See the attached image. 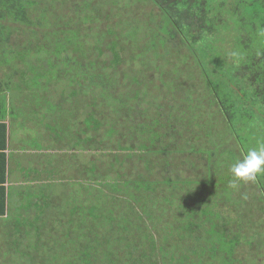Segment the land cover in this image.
Wrapping results in <instances>:
<instances>
[{
  "label": "trees",
  "instance_id": "trees-1",
  "mask_svg": "<svg viewBox=\"0 0 264 264\" xmlns=\"http://www.w3.org/2000/svg\"><path fill=\"white\" fill-rule=\"evenodd\" d=\"M149 2L160 12L157 17L152 15L157 28L147 26L145 39L140 40L135 27L130 30L135 25L132 19H117L113 26L106 25L104 31H86L83 24L92 22L102 10L94 0H0V92L16 88L30 94L39 92L43 97L55 85L59 92L47 98L58 96L60 100L52 104L57 110H61L63 100L74 98L72 112L78 113L82 104L93 108L83 117L86 129L98 130L102 123L107 124L97 141L100 144L97 151L106 153L110 149L102 147L104 141L117 143L115 149L108 151L112 154L108 167L116 172L111 177L108 169L98 172L94 160L90 166L83 163L82 168L70 160L79 175L89 172L96 175L93 202L88 206L80 201L79 207L77 204L69 208L71 217L78 214L79 219L75 222L70 219L61 246L55 244L57 256L48 259L39 253L36 247L41 240L30 245L32 249L25 255L30 264H242L236 262L237 249L253 248L252 243L263 235L248 230L247 218L231 208L233 204H228L235 200L224 202L215 197L222 183L218 180L214 184L213 174L226 167L228 158H239L248 149L247 141L256 142L255 147L260 142L258 134L264 132L255 130L257 125L264 130V0ZM225 39L232 40L231 52L225 50L220 54L216 42ZM182 48L199 68L202 86L187 71L189 59L180 52ZM196 51L204 53V57ZM105 52L110 53L109 61L102 59ZM158 59H167L169 63L183 60L186 67L185 76L174 71L175 79L168 84L171 89H166V96L152 83L153 79L142 75L140 68L138 76L133 68L134 64H143L152 72L155 65L152 68L151 60ZM125 60L129 63L124 69L121 66ZM33 78L36 86L32 85ZM187 86L193 90V97L201 99L188 108L179 106L176 100L179 91ZM77 97H85L84 103L83 98L76 101ZM158 97L168 98L164 107L170 113L158 109L162 104ZM104 105L113 108L109 119H103ZM187 109L197 111L198 119L188 120L184 114ZM251 119L256 124L245 128ZM222 121L223 130L233 137L236 147L222 143L224 135L218 129ZM194 128H199L196 133ZM0 132L2 152L6 139L4 122H0ZM119 139L124 142L121 144ZM83 140L82 146L73 143L81 151L70 149V157L77 160L79 153L88 154L90 147L96 146L94 136ZM85 143L89 149L84 148ZM191 154L194 159L188 161ZM173 155L183 158L181 164L188 175H194L193 169L200 170L195 157L205 158V170L197 176L182 174L181 169L173 167L170 159ZM49 156L52 158L53 154ZM221 156L223 161L218 165L216 161ZM82 158L85 159L84 154ZM131 160L142 164L144 173L124 174L125 167L130 169ZM227 167L224 172L229 171ZM4 170L3 164V173ZM82 180L84 184L86 180ZM247 186L256 197L255 226L256 218L261 215L264 218V176L258 177L256 183L229 187V197L236 199L242 192H236L238 188L246 193ZM81 195L86 197L84 190ZM7 196L2 182L0 217L7 216L9 211L10 214L1 220L19 216L18 222L11 225L16 233L11 232L13 236L24 232H20L21 224L32 226L28 219H35L36 233L41 234L36 220H44L42 217L51 207L49 197L30 202L26 199L20 208L9 210ZM36 202H39L37 213L26 217ZM182 205L184 212L178 210ZM86 208L92 217L86 216ZM170 211L178 213L179 221H168ZM211 215L218 219L204 221ZM22 247L23 244L17 245V252L26 254ZM3 250H7L5 246ZM21 253L12 255L11 251V256L22 260ZM37 256L41 258L36 262ZM17 261L13 263H20Z\"/></svg>",
  "mask_w": 264,
  "mask_h": 264
},
{
  "label": "rangeland",
  "instance_id": "rangeland-1",
  "mask_svg": "<svg viewBox=\"0 0 264 264\" xmlns=\"http://www.w3.org/2000/svg\"><path fill=\"white\" fill-rule=\"evenodd\" d=\"M74 1L81 2L84 0H74ZM94 2H96L97 6L102 7V10L98 12V16L95 17L92 20V22L83 24V26L87 27L86 31H90V30L92 32L93 31H104L106 29V25H109L111 27L115 24V22H118V20H124V19L131 20L132 19L131 21H133L135 25H131L130 30L133 27H135V29L139 33L138 34L139 39L144 40L145 39L144 33L147 30V26H150L152 28L155 27V29L157 28L156 26L157 20L153 18L152 15L154 17H157V15L160 12L155 6H153L149 2V0H94ZM120 27H121V24H120ZM89 43H87V45L92 44V43L91 44ZM216 45L219 47L217 52H219L220 54L221 52L225 53V50H227V52L230 53L231 47H232V40L225 39L223 41H218L216 42ZM197 48H200V44H197ZM193 49L195 48L193 47ZM180 52L185 53L186 58L189 59V67L187 71H189L192 74L193 76L192 79L194 80V82L202 86L201 79L198 77L199 72H200L199 68L194 66L195 63L193 62L192 58L189 57V55L187 54V50L182 48ZM196 53L197 55H201L202 57H204V53L202 52L199 53L197 51ZM110 58L111 57H110L109 52H107L102 57V59L105 61H109ZM199 59H200L199 61H201V58ZM125 61L122 63V66H121L122 68L124 67V69L128 67L127 64L129 63L128 61L126 62ZM195 61H198V59L196 58ZM134 62L138 63L136 60ZM151 62H152L151 63L152 68H153V65H155V70H152L151 72L147 70V67L144 68L145 66H143V64H140V65L134 64L135 66L133 65V68L134 70L136 69L135 73L138 74L139 76V72L137 69L140 68L142 75H146L148 76V78L153 79L152 83L156 87H158V90H162V92L160 93L163 96H166L167 95L166 89L168 91L171 89L168 86V84L169 83L173 84V81L175 79L173 75H176V72L174 71L177 70V73L180 76H185L184 71L186 67H184L183 60H175L173 63H169L167 59H158L157 62L156 60H151ZM207 63H210V61H207ZM63 66L67 68V66L65 65ZM37 76H38V73H37ZM34 79L35 78L32 79V85L36 86ZM165 81H167L168 83H166ZM177 82L179 84L181 83L179 82V80H177ZM185 83L186 85L188 84V82H185ZM17 90L18 89L16 88L11 89V90H8L6 88L0 92V112L6 114L10 120L15 121V127L14 126L12 127V125L10 126L12 130V137H16V138L20 137V139H22L21 140L22 144L20 143V145L18 146L19 149L23 150L22 148H24V146L29 145V147H34L36 150H38L37 152L41 154H45V155L53 154L52 156L53 158H51L50 161H46L44 160V158H42L41 160H38L37 162V165H42L39 171L43 172L44 174H47V176L52 174L51 175L52 178L49 176V178L45 181V183H42L39 185L37 190L40 189V192L38 191L40 194H38L37 190L35 192L39 196L38 199H40L41 197L45 198V196L49 197V201L51 202V207L50 209L48 208L46 210L44 216L42 217L44 218V220L42 221L36 220L38 224L37 226L38 229L42 231L41 234L36 233V228L34 227L35 219L27 218L29 221L33 223L32 226L21 224L19 228L20 232L21 231H24V232L21 235H18L16 237L13 236V234L16 235V233L14 232V226L12 227L11 225L12 224L14 225L16 222H18L19 216L16 214L13 217H9L8 221L0 220V264H30L29 259H25V255L27 257L30 249H32L30 245H36L35 242L37 240H41V242H39V247L37 246L36 248H38L39 250L38 252L42 253V255L45 258L50 259L51 257H54L55 255L57 256L59 254V250L57 251L56 245L61 246L62 241L64 240V237H62V234L65 231L66 227H68L67 225H69L70 219L72 221L74 220L77 221V219H79L78 214L74 216L72 215V217H74L72 219L71 215L69 214V208H71L72 206L74 207L77 204L79 207L80 201H83V203H87L86 205L88 206H90V204H92L93 202V196H94L93 194H94V189H95V182L93 183V178L96 179V175L92 176L93 173L92 175H90V172L86 173V175H82V174H81L82 176L79 175L78 174L79 171L75 167V164H79V166L82 168L83 163L86 164V166H90V163L93 162L94 160L96 167L98 169V172H101V170H103L104 172V170L108 169L109 172L107 174L109 177H111L113 174L116 173L114 172V169L112 168L110 169L108 167L109 165L108 163L111 160L109 158H111L112 156V154H109L108 151L115 149L117 143L104 141V145L102 147L110 148L107 150L106 153H102V151H97L96 149L100 145L98 144L97 141L100 140L103 134L102 132H104L105 128L107 127V124L102 123V126H100L98 130H92L91 128L86 129L85 125L82 123L83 117L88 115L90 111L93 110V108H90V107L87 108L86 106L82 104V105H79L80 110H78V113L72 112V108L74 107L73 105L74 98L73 99L69 98L68 100L65 99L62 101L61 110L62 108L63 110L61 111L60 108L59 110H57L58 107L56 108L52 104L54 100H58V101L60 100L58 96L54 98H47L49 94H52L55 96L57 94L56 92H59L55 90V85L50 86V88L47 89L45 96L43 97L40 96L39 92L37 93L33 92L35 94L34 95V94H30L29 92H25L24 90L22 92L17 91ZM174 90L179 91V88H174ZM191 91L193 90L189 86L179 91L180 95L176 99L178 103L181 104L179 106L185 105L188 108V107H191L193 103L195 105L196 103L199 102V100H201L200 98L196 99L195 97H193V95L191 94ZM208 93L209 92L207 91L206 96L209 95ZM81 94H83V92H81ZM89 96L91 99L90 100V104H91V101L93 100V92L88 94V98ZM81 98H83V103H84L85 97H77L76 101L79 102ZM165 99H168V98L161 97L159 99L158 97V100H159L158 102L162 101V104H163L162 105L160 103L161 107L159 106L158 109L161 108L162 110L161 112L166 113L169 111L164 107V106H167L164 101ZM69 100H72V102L69 103ZM158 105L159 104H157V106ZM104 107H105V110H104L105 116L103 117V119L111 118L113 116V108L107 105H104ZM50 110H52L53 113L49 112ZM193 111H188L187 109V111L184 113L185 115H187L188 120L190 118L192 120L198 119L197 111H195V113ZM251 111L253 110L251 109ZM96 116H97V113H96ZM101 117H102V114H101ZM251 117L255 118V116H251ZM103 119H102V122H103ZM47 122H49L51 126ZM224 124L225 122L223 121L218 124L219 125L218 129L222 132L221 135H224L222 143H225V146H228V147H231V146L236 147L237 144L233 140V137L230 136L227 133V131L223 130ZM255 124L256 123H254L251 119V121L249 122L247 126H245V128L252 127ZM258 127L259 125H257V128H255L256 132L258 130L264 131L261 127L259 128ZM198 129L199 128H194L193 130L196 133ZM32 133L36 134V136L38 137L36 138L34 135H32ZM24 136H25V139H24ZM86 136H94V139L96 141L95 143L96 146L90 147V151L87 152L88 154L84 152L79 153L78 156L76 157L77 160L75 159V157L74 158L70 157L72 153L70 149H72L76 153L81 151V148L78 145L76 146L73 143L77 142L79 143L80 146H82L84 144L83 137H86ZM118 137L121 140L123 138L121 136V133H119ZM258 137H260V142L264 141V132L259 133ZM121 140H120V143L122 144V142L124 141H121ZM199 142L200 140L198 141V143ZM247 142H248L247 143L248 148L254 147V143H256L252 141H247ZM84 148L89 149V146L85 143ZM93 150H95L96 152L95 151L93 152ZM51 151L53 153H49ZM83 154L85 155V159L82 158ZM193 157H194L193 154L189 155L188 161H191L192 159H194ZM132 159H134V157H132ZM170 159H171V162H173V167L177 166L176 167L177 169L179 168L182 170V174H187V172H184L186 171V168H184L183 163L181 164V162L183 161L182 157L179 158L178 155L177 156L173 155L172 157H170ZM230 159L235 160V157L228 158L226 167L224 168L223 166L222 168L219 169V173L213 174L215 177L214 184H216L218 180L222 183L221 186L218 188L217 193L215 192L216 194L215 197L224 202L226 201L231 202L232 200H235L233 203H228V204H233L231 208H234L235 210H239V212H242V214L247 218L246 220L245 218H242L240 220H242V222L243 220L246 221L247 228H250L248 230L251 233L257 232L258 236H259V233H261V235L263 234L261 236V239H258L256 242L254 241L252 243L253 248H257L255 247V245H259L260 247L264 249V233H262L264 232V218L262 215L260 216V219L256 218L258 223L255 224L254 226L253 207L256 201V197H253L254 195H252L251 193L252 192V190H250L251 188L248 189V186H247L246 187L247 189L245 188L246 193H243L242 188L241 189L238 188L236 189V192L237 191L238 192L242 191V192L238 193L237 198L232 199L229 197L231 196L229 195L230 189L228 186H226V184L229 183L231 176H230L229 171L228 172H224V171L228 169L227 166H230L231 164ZM53 160L55 161V163L53 162ZM70 160H72L74 163L75 161L78 163H75L73 165ZM195 160H196L195 163L199 165L200 170L193 169L192 171L194 175L187 174L188 176H197L198 173H202L205 170V158L199 159V157H195ZM222 161H223V158L221 156L220 158L217 159L216 163L220 165ZM129 165H130V169L125 167L123 170V173L126 174L127 176L129 174L135 175L137 173H144V168L142 164H140L139 162H134L131 160L129 161ZM33 171L35 175L38 174L37 170H33ZM27 175H30V174L27 173ZM82 179L86 180L84 184L82 183L83 181ZM34 184L35 183H31V186L25 187L26 190L32 191L30 194L34 193L33 192ZM239 186H241V184ZM101 189L104 190V188H101ZM213 189L215 188L213 187ZM79 190H80V193H79ZM82 190H84L86 197L81 195ZM254 191H256L255 187H254ZM243 194L245 195L243 196ZM23 202H19V203L14 202V206L15 205L21 206ZM32 204H33V208L29 210L28 213L25 214L26 217H31L32 214H34V212L37 213V209H39V207L36 208L37 206H39V202L32 203ZM191 204H193V202ZM194 206L197 207L198 205H194ZM83 207L84 206L82 205V208ZM182 207L184 206L182 205L181 207L178 208V210H183L184 212V209ZM11 209H13L12 204H11ZM87 209L88 208H86V216L89 217V215H91L92 217V213L89 212V210ZM167 216H168L167 219L170 222L179 221L178 213H175L174 211L167 212ZM215 218H216V215H211V216H208V218L205 219L204 221L213 222L218 219V218L216 219ZM11 228H12V231H11ZM15 231L18 232V230H15ZM29 235H30V239H28ZM51 235H53V237ZM52 242H54V244ZM19 244L20 245L23 244L22 249L26 251V254L21 253L20 251L17 252L16 246ZM4 246L7 249L6 251L3 250ZM243 248H246V247H243ZM11 251H12V255H17L21 253L24 259L22 258L21 260V259H18L16 256H11ZM13 257H16V258H13ZM40 258H41L40 256H37L35 258L36 259L35 261L36 262L39 261ZM15 259H17L20 263H13Z\"/></svg>",
  "mask_w": 264,
  "mask_h": 264
},
{
  "label": "crops",
  "instance_id": "crops-1",
  "mask_svg": "<svg viewBox=\"0 0 264 264\" xmlns=\"http://www.w3.org/2000/svg\"><path fill=\"white\" fill-rule=\"evenodd\" d=\"M0 122H4L6 124V139L4 141L5 147L2 152L0 151V184L4 182V186L8 194L7 207L10 210L11 204L12 208H20V206H14V202L19 203L24 201L23 203H26V199L30 202L38 198V195L35 192L40 184L45 183L47 180V174L39 171L42 165H37V162L42 158L46 161H50L51 156H49V154H41L37 152L38 150L34 147H29V145L24 146V148H22L23 150L19 149L18 146L20 143L22 144V139H20V137H12V130L10 126L12 125V127H15L14 120H10L6 114L0 112ZM32 135L36 138L38 137L34 133H32ZM2 139L3 138L0 132V145L1 141H3ZM3 164L5 167L4 173L2 171ZM33 170H37L38 174L35 175ZM27 173L30 175H27ZM31 183H35L33 186V194H30L32 191H28L25 188L26 186H31ZM38 191H40V189H38L37 192ZM9 214L10 211L8 212V215ZM8 215L0 217V220L8 217Z\"/></svg>",
  "mask_w": 264,
  "mask_h": 264
},
{
  "label": "clouds",
  "instance_id": "clouds-1",
  "mask_svg": "<svg viewBox=\"0 0 264 264\" xmlns=\"http://www.w3.org/2000/svg\"><path fill=\"white\" fill-rule=\"evenodd\" d=\"M229 173L230 188H237L240 184L256 183L258 177L264 176V141L248 148L239 158L231 162Z\"/></svg>",
  "mask_w": 264,
  "mask_h": 264
},
{
  "label": "flooded vegetation",
  "instance_id": "flooded-vegetation-1",
  "mask_svg": "<svg viewBox=\"0 0 264 264\" xmlns=\"http://www.w3.org/2000/svg\"><path fill=\"white\" fill-rule=\"evenodd\" d=\"M235 259L242 264H264V249L259 245L258 248L237 249Z\"/></svg>",
  "mask_w": 264,
  "mask_h": 264
}]
</instances>
